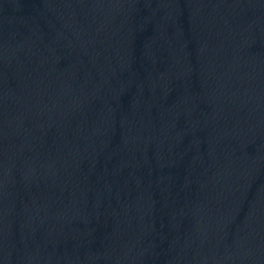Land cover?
Listing matches in <instances>:
<instances>
[{
	"label": "water",
	"instance_id": "1",
	"mask_svg": "<svg viewBox=\"0 0 264 264\" xmlns=\"http://www.w3.org/2000/svg\"><path fill=\"white\" fill-rule=\"evenodd\" d=\"M0 264H264V0H0Z\"/></svg>",
	"mask_w": 264,
	"mask_h": 264
}]
</instances>
